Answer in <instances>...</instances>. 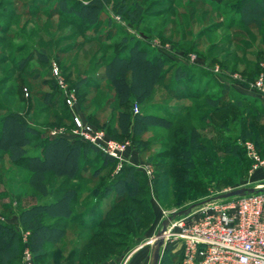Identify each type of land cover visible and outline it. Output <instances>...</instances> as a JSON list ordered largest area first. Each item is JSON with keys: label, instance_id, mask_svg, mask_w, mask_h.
Here are the masks:
<instances>
[{"label": "trees", "instance_id": "16d2710c", "mask_svg": "<svg viewBox=\"0 0 264 264\" xmlns=\"http://www.w3.org/2000/svg\"><path fill=\"white\" fill-rule=\"evenodd\" d=\"M236 2L237 25L261 27L264 0ZM120 4V12H125L130 20L137 18V9L128 8L124 0ZM90 9L95 10L96 6ZM109 49L112 54L105 60L103 71L111 87L109 92L112 95L108 100H114L115 105L107 121L100 123L97 111L88 113L86 120L100 125L120 142L128 139L131 148L135 147L141 154L159 149L150 154L149 161H156L155 196L163 208L168 209L172 204L196 203L206 196L207 188L220 191L245 181L250 163L243 148L223 142L225 132L218 138L214 136L219 128L227 131L230 130L229 125L237 123L238 139H250L257 147L260 136L264 135V116L254 113L256 108L264 112V105L258 98L235 93L227 85L218 83L206 68L193 70L187 64L178 63L172 69L166 65L170 60L165 55L153 51L134 37H122L116 45H109ZM259 63L256 61L253 65L255 73L249 72L244 64L241 70L243 79L240 80L243 86H249L260 69ZM84 85L83 79L72 85L81 103L87 99L85 92L79 94ZM157 86L162 87L161 93H155ZM54 93L61 97L65 106L60 110L62 117L56 118L54 114L55 124L59 126L69 115L55 85ZM226 93L233 100L220 103ZM157 95H164L168 103L152 102ZM132 102L141 105L136 113L130 105ZM236 108L239 112H235ZM68 122L70 127L66 126L67 131L72 127V119ZM151 127L165 130V135L155 143L147 138ZM207 130H211V135L205 133ZM32 143L36 146L29 152ZM0 153L6 154L12 166L26 169L29 173L26 183L35 194L48 201L36 202L19 213L20 223L28 233L27 246L35 264H54V252L47 246L64 236L67 221L86 225L88 233L82 245L70 252L68 261L101 264L126 248L115 239L125 238V232L137 237L152 217L151 210L144 206V195L148 191L146 178L136 168L124 164L112 173L117 165L115 159L80 139L46 135L27 123L19 113L9 111L0 117ZM86 173L90 180L97 181V188L93 189L100 187L93 192L97 199L85 210L74 214L83 182L86 187L87 181L81 180ZM102 201L104 208L108 206V209L101 210L96 218L95 211ZM113 211L118 214L107 219ZM101 226L120 228L124 232L111 230L108 235L101 234L96 230ZM129 244L132 248L133 241L129 240ZM22 252L21 235L0 218V264H15ZM169 263V258L163 253L159 264Z\"/></svg>", "mask_w": 264, "mask_h": 264}, {"label": "rangeland", "instance_id": "374dc122", "mask_svg": "<svg viewBox=\"0 0 264 264\" xmlns=\"http://www.w3.org/2000/svg\"><path fill=\"white\" fill-rule=\"evenodd\" d=\"M120 1L0 0V117L9 111L19 113L27 123L50 136L54 127H70L68 120L72 112L68 106H66L68 118L59 126L55 124L57 122L54 114L57 115L56 118L62 117L60 110L65 107L61 97L54 93V85L59 90L57 81L51 74V67L56 64L65 83L75 90L76 105L73 110L85 119L88 113L97 111L100 123L107 121L115 102L108 100L112 93L109 92L111 87L105 78L103 67L105 60L112 54L109 45H116L122 37H134L153 51L162 53L170 60L166 65L172 69L178 63L187 64L193 70L198 67L206 68L218 83L227 85L232 91L240 94L244 93L235 90L233 85H240L243 77L236 79L231 74L241 75L244 64L248 66L249 72L255 73L253 65L260 61V69L248 86L251 93L255 91L252 82L259 74L261 64H264V39L261 41V36L264 35V21L259 28L255 25L238 26L236 0H124L128 8L137 9L135 20H130L125 12L119 11ZM91 6H96V9H90ZM230 25L232 27H229ZM216 68L218 71H215ZM80 79L84 80L85 85L79 94L85 92L87 97L83 103L79 102L77 91L72 86ZM24 88L29 92L27 96L24 94ZM162 91V87L157 86L155 93ZM255 92L259 95L257 91ZM163 97L157 95L151 101L168 103ZM229 99L232 101L233 97L226 93L220 103L225 104ZM130 105L141 108V105L135 102ZM235 112H239V109L236 108ZM261 112L262 109L260 111L258 108L254 109V113L264 116V112ZM157 113L164 114L162 111ZM93 125L104 129L95 123ZM229 127L230 130L227 131L219 128L214 137L218 138L225 132L223 142L240 145L246 155L244 142L250 139H238L240 136L237 123ZM150 130L151 133L147 135L149 142L155 143L158 138L165 135L163 128L151 127ZM210 131L207 130L205 133L211 135ZM34 146L36 143H32L28 151L31 152ZM131 150L140 158V164L131 166L146 178L148 191L144 195V206L151 210L152 217L137 237L125 232V238L115 239L119 244H125L126 248L104 263H109L115 257L126 256L128 250L138 247H142L141 250L146 255H151L154 237L162 221L171 213L186 210L193 204L233 189L258 185L252 179H248V176L250 177L257 169H253L252 161L246 155L250 163L246 182H240L234 187L221 188L220 191L207 188L206 196L198 199L196 203L194 201L172 204L166 209L159 204L155 196L156 161H149L150 154L158 152L159 149L144 154L135 147ZM138 165L149 168L151 175L147 176L144 169L139 170L136 167ZM115 171L116 167L112 173ZM28 174L26 169L12 166L6 154L0 153V218L11 224L14 231L21 235L23 249L27 245L28 233L20 223V211L36 202H48L44 196L35 194L32 187L26 183ZM85 183L86 187L83 182L82 191L78 193L74 214L96 202L97 198L93 192H97L100 187L96 190L93 188H97V181L88 180ZM213 186H217V183H213ZM104 207L102 201L100 206H97L94 217L97 218L101 210L108 209V206ZM114 214L118 213L113 211L107 219L110 220ZM96 230L105 235L111 230L124 232L120 228L103 226L96 227ZM87 235L86 225L82 226L77 221H67L64 236L53 245L47 246L49 251L54 252L52 263L77 264L68 261V256L73 249L82 245ZM129 240L133 241L132 248H129L132 245L129 244ZM167 243L177 244L172 240L166 241L165 244ZM164 246L161 249V256L165 253ZM19 263L22 264V256L15 262Z\"/></svg>", "mask_w": 264, "mask_h": 264}, {"label": "built area", "instance_id": "2783aa9c", "mask_svg": "<svg viewBox=\"0 0 264 264\" xmlns=\"http://www.w3.org/2000/svg\"><path fill=\"white\" fill-rule=\"evenodd\" d=\"M51 74L72 112V127L69 131L54 127L50 134L66 135L91 144L115 159L118 169L126 164V152L131 148L129 140L120 142L77 114L73 110L76 105L75 90L65 83L56 64L52 65ZM231 76L241 78L238 73H232ZM252 87L264 97V64H261ZM23 90L27 96V89ZM138 110L137 105H134L133 113ZM244 149L254 170L264 168V160L260 159L250 140L244 142ZM136 167L144 169L147 176L151 175V170L144 165ZM165 235V243L172 240L180 245L181 259L178 264H264V191L202 203L187 216L171 219ZM22 264H34L27 245L22 252Z\"/></svg>", "mask_w": 264, "mask_h": 264}, {"label": "crops", "instance_id": "0c3cea01", "mask_svg": "<svg viewBox=\"0 0 264 264\" xmlns=\"http://www.w3.org/2000/svg\"><path fill=\"white\" fill-rule=\"evenodd\" d=\"M241 87L243 90H241ZM233 88L235 90L243 92L244 94H249L251 96L258 97L259 101L264 105V97L257 95L255 91H252L253 93H251V90L248 89V87L243 86L241 84L240 85L236 84V85H233ZM255 148H256V151H257L260 159L264 160V135L260 136L258 146L257 147L255 146ZM125 160L127 161L126 165H130V166L131 165H137V164L141 163L140 158L137 156V153H134L133 150H131V148L126 152ZM117 169L118 168L116 165V171H117ZM88 173H86L84 175V177L81 179L82 181L83 180H86V181L90 180ZM248 179H252V181H255L258 184L257 186H259L261 183H264V168L263 167L258 168L253 174L250 175V177L248 176ZM90 181H94V180H90ZM246 181H247V179L244 182H246ZM164 247H165L164 248L165 253L170 260L169 264H178L180 259H181L180 245L178 243L177 244L176 243L175 244H170V243L168 244L167 243V244H165ZM141 249H143V248L138 247L134 250L130 249L126 253V256L124 255L122 257L121 256L115 257L109 263H104V264H149L150 263V255L149 254L146 255V253L144 251H142Z\"/></svg>", "mask_w": 264, "mask_h": 264}, {"label": "water", "instance_id": "95a60500", "mask_svg": "<svg viewBox=\"0 0 264 264\" xmlns=\"http://www.w3.org/2000/svg\"><path fill=\"white\" fill-rule=\"evenodd\" d=\"M262 191H264V183H261L259 186H256V187H241V188H237V189L227 191L223 194H219L213 198H209L205 201H202L201 203L193 204V205L189 206L186 210H181L178 212L171 213L170 216H168L167 218H165L162 221L161 227L157 231V233L154 237V242L151 246V255H150V263L149 264H159V260L161 257V249L165 245L164 235L166 233L167 226H168L169 221L171 219H173L175 217L187 216L194 208H196L197 206H199L202 203H205V202H208L211 200H214V201L224 200V199H229L232 197H240V196H244V195H248V194H254V193H258V192H262Z\"/></svg>", "mask_w": 264, "mask_h": 264}, {"label": "bare ground", "instance_id": "6f19581e", "mask_svg": "<svg viewBox=\"0 0 264 264\" xmlns=\"http://www.w3.org/2000/svg\"><path fill=\"white\" fill-rule=\"evenodd\" d=\"M166 235H164V237H165ZM153 242H154V240H153Z\"/></svg>", "mask_w": 264, "mask_h": 264}]
</instances>
